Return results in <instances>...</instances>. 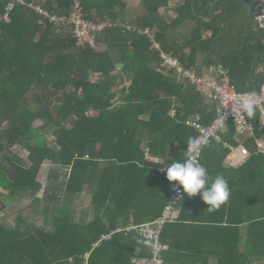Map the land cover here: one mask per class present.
<instances>
[{
  "label": "trees",
  "instance_id": "obj_1",
  "mask_svg": "<svg viewBox=\"0 0 264 264\" xmlns=\"http://www.w3.org/2000/svg\"><path fill=\"white\" fill-rule=\"evenodd\" d=\"M25 1L57 15L69 14L74 2ZM80 1L87 18L113 24L97 35L98 48L77 46L71 31L54 26L26 4H15L0 26V187L11 199L7 205L29 198L34 207L43 202L49 210L55 198L58 207L47 216L46 226L30 224L22 212L11 226L4 216L0 264H133V256L150 255L149 243L133 231L93 244L119 225L140 224L162 213L173 182L160 168L181 159L189 138L197 137L188 124L191 117L209 125L218 114L217 101L206 102L204 93L175 69L162 66L164 51L185 68H195V47L201 40L195 29L187 40L173 35L174 26L159 15L168 0H142L145 12L131 22L132 27L155 29L159 49L148 35L127 29L125 0ZM9 2L0 0V17ZM129 61L134 75L124 83L117 64ZM250 70L251 62L244 59L229 68L230 84L239 92H257L264 83V78L251 81ZM172 108L175 116L170 115ZM39 119L51 122L54 145L36 129ZM249 121L254 137L242 142L251 151L245 163L225 165L230 154L225 145H238L241 139L233 121L221 133L222 141L203 147L201 164L210 177H225L230 197L209 212L199 194H184L178 218L162 231L170 248L175 247L171 228L211 225L229 236L223 247L226 264H254L264 258V154L255 151V139L264 137V129L259 112ZM16 144L28 150L27 164L13 154ZM144 147L162 162H145ZM46 161L52 168L39 198ZM58 191L68 204H61ZM84 193L90 196L93 215L77 221L73 201ZM241 224L249 225L243 254L237 248ZM164 258L166 264L173 260L171 250Z\"/></svg>",
  "mask_w": 264,
  "mask_h": 264
},
{
  "label": "crops",
  "instance_id": "obj_2",
  "mask_svg": "<svg viewBox=\"0 0 264 264\" xmlns=\"http://www.w3.org/2000/svg\"><path fill=\"white\" fill-rule=\"evenodd\" d=\"M125 3V19L127 25L132 26L131 22L144 14V4L142 0H125ZM252 4L253 0H168L166 6L159 8V15L166 23L174 26L173 35H177L181 40L191 38L194 29L201 34V40L195 47V68L190 70L211 79L230 82L229 68L237 67L244 59L251 62L252 70L248 77L255 82L264 78V51H261L264 46V31L255 23L251 13ZM180 18L183 20L180 21ZM149 29L154 34L155 29ZM157 44L160 48L158 42ZM172 57L180 62L177 57ZM209 93L210 89L207 88L204 92L206 102H210ZM225 165L241 164L236 155L229 154ZM0 191L3 192V196L7 194L2 187ZM2 201L0 197V214L3 211L1 203L5 204L6 211L8 206L13 205H7ZM248 229V224L239 226L237 248L242 254L247 246ZM221 230L223 228L211 225L205 228L203 226L171 228L170 233L174 238V240L171 238V241H174L175 247L172 249L166 243L168 246L166 251L171 250L173 257L167 264H226L223 255L227 254V251L223 247L228 245L229 236ZM203 231L206 233L203 234ZM231 238H234V235ZM262 262L264 263V258L254 260L253 263Z\"/></svg>",
  "mask_w": 264,
  "mask_h": 264
},
{
  "label": "built area",
  "instance_id": "obj_3",
  "mask_svg": "<svg viewBox=\"0 0 264 264\" xmlns=\"http://www.w3.org/2000/svg\"><path fill=\"white\" fill-rule=\"evenodd\" d=\"M15 4L28 5L39 13L49 23L57 27H64L71 31L76 38L77 46L89 45L92 48H98L97 35L104 29L113 26L108 19L94 21L86 17L83 5L80 0H74L69 14L57 15L50 13L41 5L33 2L26 3L25 0H10L6 6L5 13L0 17V26L4 21L9 20V14ZM251 13L255 20L257 27L264 31V0H253ZM128 30L137 31L139 34H146L151 38L155 48L159 49L155 41L154 34L149 28H135L127 25ZM162 66L165 68H172L184 79L192 83L198 92L204 93L207 88L210 89L209 98L217 101L218 114L213 122L205 125L198 120H188V124L192 125L197 133V137L205 138L207 145L212 141H222L221 133H223L230 121L235 124V132L241 139H238V145L226 144L225 147L230 149L231 155H236L239 164L246 162L251 155V151L242 142L254 137V128L249 119L243 114L242 110L238 107L239 101L247 97L249 93L239 92L229 81H218L208 78L206 76L198 75L190 69L184 68L179 61L174 59L167 53H161ZM259 99V127L264 129V83L260 90L256 92ZM176 110L172 108L170 111L171 116H175ZM256 153L264 154V137L255 139ZM203 149V148H202ZM202 150L194 153V158L197 162L201 163ZM144 160L147 163H161L162 160L150 152L148 147H144ZM164 167V166H163ZM69 171V169H66ZM166 173V170H161ZM178 182H173L176 184ZM184 193L182 189L179 191H171L169 200L165 205L162 213L152 219L147 220L140 224L130 223L127 226L119 225L107 233L102 234L99 241L93 244V247L98 246L102 241L112 239L113 235L117 233L135 232L149 243L151 254L148 256H133V264H165L164 253L168 249L166 243L162 241V231L167 223L174 222L179 216V204L182 200L180 198ZM89 253H86L88 257Z\"/></svg>",
  "mask_w": 264,
  "mask_h": 264
},
{
  "label": "clouds",
  "instance_id": "obj_4",
  "mask_svg": "<svg viewBox=\"0 0 264 264\" xmlns=\"http://www.w3.org/2000/svg\"><path fill=\"white\" fill-rule=\"evenodd\" d=\"M238 107L250 120H254L259 112V99L256 92H251L239 101ZM187 150L181 159H175L166 164L161 170H166V179L172 184L173 191L182 189L184 194L192 197L199 194L202 202L207 205L209 212L219 208L230 197L228 181L222 174L210 177L208 169L194 158V153L201 151L207 145L205 138H189ZM180 198H183L181 196Z\"/></svg>",
  "mask_w": 264,
  "mask_h": 264
},
{
  "label": "rangeland",
  "instance_id": "obj_5",
  "mask_svg": "<svg viewBox=\"0 0 264 264\" xmlns=\"http://www.w3.org/2000/svg\"><path fill=\"white\" fill-rule=\"evenodd\" d=\"M34 125L36 129L39 130V134L40 133L45 134L48 144L54 145L55 136L53 134V127L51 125V122L45 119H39L35 122ZM11 150L16 157L22 158L25 164H27V156L29 153L27 149H25V147L21 145L19 146L15 145L12 147ZM51 168H52V164L50 161H46L42 167L40 180L43 183V188L38 194L39 198L43 197L44 189L48 183L47 182L48 174ZM57 195L59 198L62 199L61 204H64V205L68 204L66 201L67 200L66 197L62 198L63 193L61 191H58ZM0 197L6 204H8L9 201H11L10 197L3 196V192L1 191H0ZM50 201L51 202H50L49 208H46L49 210H45V204L43 202L41 203V206L39 208H36V206L34 207L33 200L29 198L25 200H21L20 202H17L13 205H10L7 208L8 214L6 216L8 217L5 220V223L12 226L15 223V220L17 216L19 215V213L22 212L23 216L27 217V220L30 224L37 225V226H46L47 224L46 222L48 219L47 216L53 215L57 213L58 211V207L56 206V202H57L56 199L54 198ZM73 212H74V216L77 221L82 220V219L84 220L90 219L92 217L93 212H92V207L90 206V196H88V194L84 193L81 196H79L78 199L76 198L73 201ZM47 228L51 229L52 227H50L49 225L47 226Z\"/></svg>",
  "mask_w": 264,
  "mask_h": 264
},
{
  "label": "water",
  "instance_id": "obj_6",
  "mask_svg": "<svg viewBox=\"0 0 264 264\" xmlns=\"http://www.w3.org/2000/svg\"><path fill=\"white\" fill-rule=\"evenodd\" d=\"M117 68L118 70H120L124 76V83H130L133 75H134V68H133V64L132 61H129L127 63L124 62H120L117 64ZM197 118L196 117H191L190 120L191 121H195ZM2 207H3V211L0 214V220L7 214V211L5 210V204L1 203Z\"/></svg>",
  "mask_w": 264,
  "mask_h": 264
}]
</instances>
